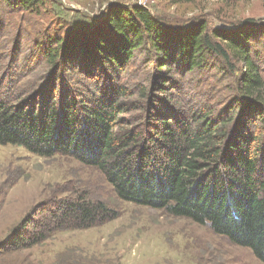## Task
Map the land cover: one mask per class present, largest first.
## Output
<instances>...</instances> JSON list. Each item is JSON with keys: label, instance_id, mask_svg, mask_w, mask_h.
<instances>
[{"label": "trees", "instance_id": "1", "mask_svg": "<svg viewBox=\"0 0 264 264\" xmlns=\"http://www.w3.org/2000/svg\"><path fill=\"white\" fill-rule=\"evenodd\" d=\"M45 2L0 0V7L30 12ZM107 24L111 38L77 33L69 43L59 41L45 49L43 58L57 71L66 68L68 55L84 59L88 67L120 70L150 50L158 71L154 90L137 91L108 77L70 89L60 79L58 94L50 92L51 81L14 90L0 97V145L94 167L122 201L207 226L264 264V78L256 60L261 56L252 44L256 28L210 32L200 24L176 32L140 6L113 7ZM213 58L234 77L235 94L217 116L194 104L183 111L152 104L140 125L125 118L134 113L130 99L136 95V105L150 94L165 101L177 87L176 64L194 73ZM116 217L103 203L63 200L57 208L34 215L35 221L29 216L19 223L0 251L30 249L57 231L85 229Z\"/></svg>", "mask_w": 264, "mask_h": 264}, {"label": "rangeland", "instance_id": "2", "mask_svg": "<svg viewBox=\"0 0 264 264\" xmlns=\"http://www.w3.org/2000/svg\"><path fill=\"white\" fill-rule=\"evenodd\" d=\"M116 6L147 9L176 32L200 24H206L210 32L252 26L256 28L253 50L261 56V61L256 60L264 78V0H46L30 12L0 7V97L20 88L46 86L48 81L50 92L58 94L63 87L60 79L69 89L90 87L91 81L108 77L137 91L140 87L154 90L158 71L150 50L137 54L120 70L100 64L88 67L84 59L75 61L68 55L63 60L66 68L57 71L43 58L45 49L54 48L59 41L69 43L77 33H102L111 38L108 15ZM177 65L173 68L177 87L168 91L165 101L150 94L136 105V95L130 99L134 113L125 114L126 119L140 125L152 104L164 111H183L194 104L217 116L224 103L232 100L234 77L220 60L213 58L209 66L194 73ZM79 199L103 203L117 217L85 229L57 231L30 249L5 254L2 250L0 264H263L250 250L207 226L122 201L94 167L70 157L45 158L23 147L0 145V244L29 216L35 221L34 215L44 209Z\"/></svg>", "mask_w": 264, "mask_h": 264}]
</instances>
